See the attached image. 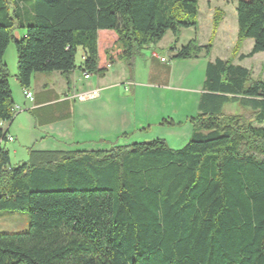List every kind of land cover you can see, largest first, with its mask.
I'll use <instances>...</instances> for the list:
<instances>
[{
    "label": "trees",
    "instance_id": "16d2710c",
    "mask_svg": "<svg viewBox=\"0 0 264 264\" xmlns=\"http://www.w3.org/2000/svg\"><path fill=\"white\" fill-rule=\"evenodd\" d=\"M235 12L231 58L206 62L185 146L30 148L11 167L1 147V125L15 114L3 63L10 42L22 89L35 74L68 84L76 68L103 78L168 32L173 61L207 59L212 44L194 37L176 48L181 30L196 33L198 0H0V212L29 218L26 232L0 233V264H264V78L233 64L264 52V0H236ZM222 16L214 9L213 31ZM245 40L252 47L242 55ZM226 105L249 120L225 115Z\"/></svg>",
    "mask_w": 264,
    "mask_h": 264
},
{
    "label": "rangeland",
    "instance_id": "374dc122",
    "mask_svg": "<svg viewBox=\"0 0 264 264\" xmlns=\"http://www.w3.org/2000/svg\"><path fill=\"white\" fill-rule=\"evenodd\" d=\"M198 0L197 27L195 31L183 29L180 32L178 45L184 46L194 37L197 44L205 46L212 44L209 57L198 60H172L170 48L173 45V36L168 32L154 49H143L140 56L136 57L133 66L124 63H115L108 68L104 75L105 83L111 85L99 97H104L106 102L102 108L111 111L112 117H116L115 129L107 131V141H96L95 147L87 150H110L112 147H122L134 143L149 142L155 139L164 140L170 149L177 150L186 145L191 136V124L188 119L196 116L197 104L204 79L203 66L207 61L216 58L229 60L231 58L232 42L236 39V12L234 6L236 0ZM210 8V10L208 9ZM218 8L223 13V21L220 23V34L216 37L218 27L213 31L212 11ZM222 20V19H221ZM222 31V32H221ZM20 30L13 29L16 37ZM249 42H251L249 40ZM241 52L246 53L250 48L243 44ZM77 51L75 62L80 59ZM163 58L166 63L160 62ZM177 64L174 72L168 73L169 61ZM235 60V59H234ZM8 71L9 85L13 82L16 71V53L14 43L10 42L3 55ZM192 61V62H191ZM251 73L252 80L264 78V53L255 55L239 63ZM261 66V68H260ZM79 86L90 91L92 81L97 75H90L94 80H84L80 70ZM108 73V74H107ZM169 74V87L149 81L151 74ZM83 92V93H84ZM98 98L90 101H95ZM88 101V102H90ZM90 104H92L90 102ZM225 115H237L249 120V111L236 105H226L223 109ZM173 120V125H169ZM42 131H33L36 137L41 136ZM5 146V144H4ZM37 145H35V148ZM9 149L10 166H18L26 162L27 149H20L15 156ZM34 148V147H32ZM34 148V149H35ZM29 218L24 212H0V233H24L28 230Z\"/></svg>",
    "mask_w": 264,
    "mask_h": 264
},
{
    "label": "crops",
    "instance_id": "0c3cea01",
    "mask_svg": "<svg viewBox=\"0 0 264 264\" xmlns=\"http://www.w3.org/2000/svg\"><path fill=\"white\" fill-rule=\"evenodd\" d=\"M229 3L234 6L231 0ZM208 9L210 10V8ZM222 21L223 18L220 22L221 24ZM219 28L220 26L218 27L216 37L220 34ZM22 35L23 32H19L15 38L19 39ZM235 42L236 39L232 42L231 49H233ZM243 44H246L250 49L252 47V41L245 40ZM157 45L146 49H154ZM181 46L177 44L176 48H180ZM249 51L242 53L240 50L239 54L245 55ZM78 52H80V59L77 63L75 62L77 67L80 65L83 56L81 49H78ZM170 55L172 57L174 53L171 52ZM3 63L6 65L4 61ZM239 63L241 62L237 59L233 61L234 65H240ZM175 64L177 63L172 60L169 61L168 73L173 74ZM205 65L206 63L203 66V70L205 69ZM77 70L76 68L69 73L68 84L64 77L56 72L33 75L29 86V90L34 96L33 101H28L24 98L22 88L17 83L15 74L13 75V82L10 84V88L14 107H17L18 110L9 123L1 125V128L6 131L7 136L13 138V142L5 141L1 144V147L8 152V155L9 149L5 147L6 144L10 146V151L15 156L19 153L20 149H27L28 151L32 147L35 148V145H37V148L32 149L38 151L87 150L95 147L94 143L96 141H107L105 140L108 139L107 131L115 129L113 124L117 123L116 117H112L111 111H108L107 108H102V105L106 102L102 96L95 101H90L92 104L88 101L81 102L78 100L77 96L83 94L85 88L79 86L80 76ZM106 76L104 75L103 78L96 77V80L89 78L88 80H94L91 83V88H89L90 91L97 89L100 91V95L107 91L111 85L105 83ZM170 76V74L168 77V74L161 73L154 75L153 73L149 81L168 88ZM33 131H42L41 136L36 137ZM190 131H192V128Z\"/></svg>",
    "mask_w": 264,
    "mask_h": 264
},
{
    "label": "built area",
    "instance_id": "2783aa9c",
    "mask_svg": "<svg viewBox=\"0 0 264 264\" xmlns=\"http://www.w3.org/2000/svg\"><path fill=\"white\" fill-rule=\"evenodd\" d=\"M160 62L164 63L165 60L161 58ZM82 77L84 80H88L90 78V75L88 73L83 72ZM22 94L26 100L33 101L34 96H33V93L29 89L23 88ZM98 96H99V90L93 89L89 92L78 95L77 98L79 101L84 102V101L94 100L98 98ZM17 110H18L17 107H13V113L17 112ZM6 141L13 142V138L10 136H7Z\"/></svg>",
    "mask_w": 264,
    "mask_h": 264
}]
</instances>
